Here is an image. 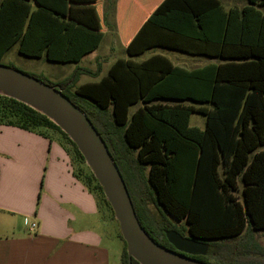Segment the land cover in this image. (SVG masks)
I'll use <instances>...</instances> for the list:
<instances>
[{
  "label": "trees",
  "instance_id": "obj_1",
  "mask_svg": "<svg viewBox=\"0 0 264 264\" xmlns=\"http://www.w3.org/2000/svg\"><path fill=\"white\" fill-rule=\"evenodd\" d=\"M115 2L106 0L112 9ZM108 15L104 11L111 30ZM101 38L100 31L33 9L29 0H0V61L16 44L28 57L77 62ZM152 47L223 61L185 69L161 54L130 58ZM125 51L129 58H117L96 81L75 85L81 73L96 76L99 67L77 68L64 82L31 75L58 87L92 122L141 226L157 243L174 250L165 230L184 235L175 219L207 244L206 254L191 257L209 264H264V248L254 237L264 230V0L228 9L219 0H161ZM193 112L205 117L203 129L190 124ZM0 125L57 133L74 174L115 219L77 147L49 118L0 94ZM238 183L241 201L232 194ZM118 237L120 264H139L129 259L119 227Z\"/></svg>",
  "mask_w": 264,
  "mask_h": 264
},
{
  "label": "crops",
  "instance_id": "obj_2",
  "mask_svg": "<svg viewBox=\"0 0 264 264\" xmlns=\"http://www.w3.org/2000/svg\"><path fill=\"white\" fill-rule=\"evenodd\" d=\"M160 1L116 0L112 9L106 0H29L33 9L44 8L87 30L102 32L99 45L77 62L50 61L43 55L35 58L92 72L99 67L96 76L81 73L76 84L96 81L117 58H124L121 55L126 53L127 43ZM239 4L234 0L222 6L242 7L248 0ZM106 10L108 21L115 24L111 30L104 21ZM157 48L189 57L174 56V62ZM147 51V57L133 59ZM153 54L185 69L223 61L161 47L130 58L142 61ZM43 132L0 125V264H111L116 250L105 241L104 230L111 217L98 206L96 195L82 178L74 174L67 145L51 132Z\"/></svg>",
  "mask_w": 264,
  "mask_h": 264
},
{
  "label": "water",
  "instance_id": "obj_3",
  "mask_svg": "<svg viewBox=\"0 0 264 264\" xmlns=\"http://www.w3.org/2000/svg\"><path fill=\"white\" fill-rule=\"evenodd\" d=\"M0 94L16 99L55 123L75 144L102 188L129 259L139 264H209L192 255L206 254L207 244L175 230H165L174 247L157 243L141 226L124 180L89 118L62 91L15 67L0 63Z\"/></svg>",
  "mask_w": 264,
  "mask_h": 264
},
{
  "label": "rangeland",
  "instance_id": "obj_4",
  "mask_svg": "<svg viewBox=\"0 0 264 264\" xmlns=\"http://www.w3.org/2000/svg\"><path fill=\"white\" fill-rule=\"evenodd\" d=\"M222 4L227 7L226 5L231 2L233 3L234 0H220ZM236 2L240 3L239 5H242L245 3V0H235ZM157 52L163 53L166 56H168L171 60L174 61L173 57L174 56H183V57H189L185 53L181 52H175V51H166L162 49H155ZM149 55V51L145 52L141 56L133 57V59L140 60ZM122 57H127V54L124 53L121 55ZM2 64L4 65H10L12 67H15L19 70H22L24 72L33 74V75H38V76H43L49 79L52 82H64L68 81L67 79L71 76L74 75V71L76 68H73L71 64H66L61 67V65L49 62L43 58H35V57H28V56H23L20 53L17 52V45H13L10 47L5 54L3 55L1 61ZM175 62V61H174ZM54 67H59L54 68ZM98 67V66H97ZM104 67V66H103ZM67 76L63 80H61L62 76ZM70 77V78H71ZM82 81V80H81ZM77 85V84H75ZM137 105H132L130 107V112L133 111L136 108ZM205 121V117L202 114L193 112L190 115V124L191 125H198V126H203ZM46 132H51L52 134L56 135L59 137V135L49 129H44ZM60 138V137H59ZM241 183H238V190L234 191L232 194L239 200L241 201ZM107 215L111 217V213L108 209L105 210ZM173 219V218H172ZM173 222L177 226H181L183 228V234L184 236H190L189 232L185 230V225L183 222H178L175 219H173ZM104 230L106 232L105 234V241L109 244L114 245V250H116L114 256L112 257L111 264H120V251L122 247V240L118 237V224L117 221L113 218H111L110 224L104 226ZM255 240L260 244V247L264 248V230L256 231L254 233ZM113 250V251H114Z\"/></svg>",
  "mask_w": 264,
  "mask_h": 264
},
{
  "label": "built area",
  "instance_id": "obj_5",
  "mask_svg": "<svg viewBox=\"0 0 264 264\" xmlns=\"http://www.w3.org/2000/svg\"><path fill=\"white\" fill-rule=\"evenodd\" d=\"M32 226H34V224H32Z\"/></svg>",
  "mask_w": 264,
  "mask_h": 264
}]
</instances>
